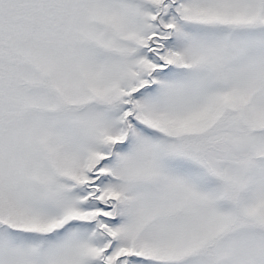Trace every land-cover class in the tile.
I'll return each instance as SVG.
<instances>
[{"label": "snow or ice", "instance_id": "6c2138e0", "mask_svg": "<svg viewBox=\"0 0 264 264\" xmlns=\"http://www.w3.org/2000/svg\"><path fill=\"white\" fill-rule=\"evenodd\" d=\"M0 264H264V0H0Z\"/></svg>", "mask_w": 264, "mask_h": 264}]
</instances>
